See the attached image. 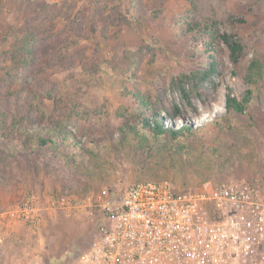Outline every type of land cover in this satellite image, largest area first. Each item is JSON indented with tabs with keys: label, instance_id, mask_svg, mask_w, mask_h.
Segmentation results:
<instances>
[{
	"label": "rangeland",
	"instance_id": "374dc122",
	"mask_svg": "<svg viewBox=\"0 0 264 264\" xmlns=\"http://www.w3.org/2000/svg\"><path fill=\"white\" fill-rule=\"evenodd\" d=\"M232 32L244 46L235 65L218 38ZM27 39L32 51L51 43L66 48L32 60L20 51ZM211 55L217 74L209 90L196 85L200 95L186 100L178 76L203 69ZM23 58L28 64L19 80L8 79L6 72L15 73ZM250 88L246 114L213 126L226 115V95L240 101ZM140 98L154 104L150 109L165 127L188 123L196 132L176 154L185 159L177 160L170 181L150 174L143 163L153 158L134 151L131 133L125 149L111 143L120 128L141 125ZM172 107L182 121L165 118ZM24 116L28 126L43 117L64 128L68 137L57 143L69 154L55 159L57 167L46 168L48 158L31 154L17 133L21 127L12 126ZM0 140V264H80L103 219L89 209L50 208V196L119 194L156 179L176 188L246 180L264 191V0H0ZM93 140L103 146L101 156L86 160L93 170L101 168L99 175L77 170L73 162L79 145L88 149ZM4 142L16 144V155ZM32 199L42 211L33 226L14 212Z\"/></svg>",
	"mask_w": 264,
	"mask_h": 264
},
{
	"label": "built area",
	"instance_id": "2783aa9c",
	"mask_svg": "<svg viewBox=\"0 0 264 264\" xmlns=\"http://www.w3.org/2000/svg\"><path fill=\"white\" fill-rule=\"evenodd\" d=\"M32 198V197H31ZM50 208L97 211V225L80 264H261L264 261V191L255 182L204 181L182 192L144 181L123 193L57 200ZM36 201L15 209L33 226Z\"/></svg>",
	"mask_w": 264,
	"mask_h": 264
},
{
	"label": "trees",
	"instance_id": "16d2710c",
	"mask_svg": "<svg viewBox=\"0 0 264 264\" xmlns=\"http://www.w3.org/2000/svg\"><path fill=\"white\" fill-rule=\"evenodd\" d=\"M192 29L193 24H188L187 30ZM218 38L220 39L221 43L224 44L227 48L228 59L230 60V62L233 65L237 64L242 57L244 49L241 37L237 33L232 32L222 33L218 36ZM31 39H27L26 45L20 51L23 53L24 57L28 55L32 60L35 59L37 55L41 56L42 58H45L54 55L56 50L66 48L64 44L56 46V44L51 43L43 46L40 50L35 49L32 51ZM24 52L26 55L24 54ZM211 58L212 55L209 56L207 62L204 63L203 69L196 70L193 74H190L189 76L185 74L178 76L177 85L179 91L186 100H188V97H190L193 93H195L196 95H200L196 89V85L203 84L205 90H209L210 78L217 74L215 70V62ZM17 63H20L19 67H17L16 69L14 68L15 70L12 69L15 71V73L11 71L6 72V75L10 80L18 81L19 74L23 66H26L28 64L25 58H23L21 62L20 60H18ZM253 92L254 91L252 88L247 89L240 101H238L236 98L231 97L229 94L226 95V115L223 118L217 119L213 123V126L214 124L215 126H220V124L224 120L233 119V117L237 115L242 116L246 114L248 104L253 101ZM138 102V110L139 113H141L142 115V118L139 121L141 125L139 127L135 125L129 126V128H120L119 137L116 139L115 142L111 143L115 148L120 147L121 149H125L126 147H128L125 144L127 136L129 133H131V135L133 136L132 140L136 139L135 143L129 141L134 151L139 152L144 156H148L149 158H153L149 160L148 163H143L145 166L149 167L147 168V170L150 171V174L156 177L157 179H160L162 177L170 181L173 179L174 171H177V160L180 158L185 159L184 153L181 154L180 158H178L177 155L180 154L181 151L186 150V144L188 142V139H190V137L192 136H195L196 132L191 131V127L188 123L181 125V128L173 129L171 127L173 122H169L170 126L165 127L161 123L162 118L159 116L157 111H153V109H150L154 105L152 102H146L142 98L138 99ZM57 105L61 109H65L67 107L66 104L62 102H57ZM144 107H146L147 110ZM148 110H150L151 112H149ZM171 110L172 113H167L165 109V118L168 120L180 119V121H182L178 109L176 107H172ZM147 114L148 116H150V120L148 119V116H146ZM25 118L26 116L19 119L22 121L16 124H12V126L14 128L21 127V130H17V133L24 138L25 143L28 144L27 148L29 149L31 154L32 152H36L40 155L42 159H45L46 157L48 158L46 168L57 167L58 164L56 163L55 159L59 162V155L63 154L62 156L66 157L69 154L68 150L62 148L57 143L58 137H62L63 140L68 137L67 134H65L63 131L64 128H62V125L59 124H51L52 126H50L49 124H47L46 120L43 117H39L38 119L34 120L31 125L29 124L28 126L25 124ZM142 130H144V132H142ZM0 143H2L1 140ZM3 145H5L6 150L11 152V155H16V152H18L15 147V143L4 142ZM83 145L80 144L77 148V150H80L81 154L80 156L78 155V157L75 156L73 160L74 164L76 165V167L78 166L80 170L92 172V175H99L102 171L101 168L96 169V171L93 170L94 168L92 166H89L90 164H88L89 162L86 159L89 158L91 161L98 162V159L101 156L100 151L102 150L103 146L96 143V141L94 140L89 141L88 149L84 148ZM21 148L22 146L20 147V149ZM74 151L75 150L71 151L72 156H74ZM50 160H54V163H51ZM78 167L76 168L77 170H79ZM90 169H92L93 171H90ZM158 174L161 175L160 178H158ZM157 179L156 182L158 181ZM205 181L218 182L219 180ZM168 183L172 184V186H174L175 190H177L178 192H182L187 189H194L188 187L176 188L173 183Z\"/></svg>",
	"mask_w": 264,
	"mask_h": 264
},
{
	"label": "crops",
	"instance_id": "0c3cea01",
	"mask_svg": "<svg viewBox=\"0 0 264 264\" xmlns=\"http://www.w3.org/2000/svg\"><path fill=\"white\" fill-rule=\"evenodd\" d=\"M95 232H96V230H95Z\"/></svg>",
	"mask_w": 264,
	"mask_h": 264
}]
</instances>
